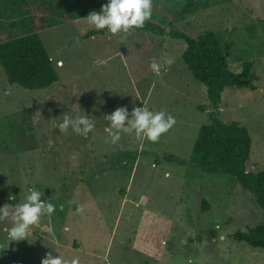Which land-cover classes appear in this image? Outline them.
<instances>
[{"label": "rangeland", "instance_id": "rangeland-1", "mask_svg": "<svg viewBox=\"0 0 264 264\" xmlns=\"http://www.w3.org/2000/svg\"><path fill=\"white\" fill-rule=\"evenodd\" d=\"M27 9L35 18L48 13L40 0ZM3 11L1 39L10 36ZM52 15L58 23L38 33L58 75L53 84H10L0 66V207H10L0 220V264H40L48 252L79 257V264H264V250L231 237L264 224L253 195L230 175L177 164L188 162L212 109L206 87L181 59L184 42L149 31L85 36L95 29L85 16ZM148 20L166 31H212L220 44L232 42V71L252 62L256 87L225 88L218 116L247 128L245 169L263 170L264 0H151ZM121 106L125 126L134 107L163 111L175 123L155 142L134 130L106 132L105 114ZM65 114L85 115L94 127L86 136L71 127L62 132L56 124ZM111 132L120 133L117 143ZM30 190L55 209L29 227L28 239L7 243L11 206Z\"/></svg>", "mask_w": 264, "mask_h": 264}, {"label": "trees", "instance_id": "trees-1", "mask_svg": "<svg viewBox=\"0 0 264 264\" xmlns=\"http://www.w3.org/2000/svg\"><path fill=\"white\" fill-rule=\"evenodd\" d=\"M106 2L107 0H40L48 13L35 18L27 9L35 0H0V9L7 11L9 18L10 36L0 38V66L8 83H16L27 89H42L53 84L58 75L38 30L58 23L52 13L62 18L76 19L91 11L98 12ZM132 31L168 34L183 41L185 47L181 52V59L193 80L206 87V96L212 108L207 114L208 122L200 125L188 162L176 159L177 164L187 163L190 168L201 173L232 176L253 195L257 206L264 210V169L258 172L245 169L251 145L250 134L245 126L235 121L223 122L218 116L221 94L225 88L253 90L256 87L258 76L251 70L252 62L244 60L239 71H232L227 62L232 42L220 44L212 31L192 37L180 30L166 31L161 25L148 19L143 27ZM97 33H101V30L90 29L85 36ZM231 237L252 248L264 250V224H256L247 231L236 230Z\"/></svg>", "mask_w": 264, "mask_h": 264}, {"label": "clouds", "instance_id": "clouds-1", "mask_svg": "<svg viewBox=\"0 0 264 264\" xmlns=\"http://www.w3.org/2000/svg\"><path fill=\"white\" fill-rule=\"evenodd\" d=\"M151 16V0H107L100 6V10L89 12L86 22L95 29H107L111 34L119 32L129 33L134 28H141L146 19ZM150 67L153 72L159 71V65L152 62ZM126 118V108L117 107L110 114H105V119L110 121V125L105 127V131L110 129H122L124 132L135 131L136 135H143L149 141L155 142L160 135L166 132L174 123L172 115L165 116L163 111H152L144 107H134L132 116L128 120V125H124ZM56 126L64 132L71 127L72 131L87 135L94 127V122L85 118V115L69 116L65 114L63 119L57 122ZM82 126V127H81ZM111 142L117 143L120 139L119 132L110 133ZM41 191L30 190L24 193L22 201L11 208H14L12 220L14 225L6 229L7 243L9 241H19L28 239V229L37 225L43 214H51L55 205L40 199ZM8 204L0 207V220L9 215ZM40 264H79V257H73L70 261L60 255L53 257L51 252L45 253Z\"/></svg>", "mask_w": 264, "mask_h": 264}]
</instances>
